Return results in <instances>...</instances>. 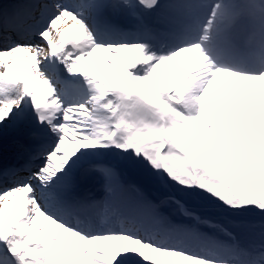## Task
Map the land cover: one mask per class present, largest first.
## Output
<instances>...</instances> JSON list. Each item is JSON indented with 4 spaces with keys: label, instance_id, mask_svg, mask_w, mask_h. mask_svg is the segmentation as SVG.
<instances>
[{
    "label": "snow or ice",
    "instance_id": "6c2138e0",
    "mask_svg": "<svg viewBox=\"0 0 264 264\" xmlns=\"http://www.w3.org/2000/svg\"><path fill=\"white\" fill-rule=\"evenodd\" d=\"M0 264H264V0L0 10Z\"/></svg>",
    "mask_w": 264,
    "mask_h": 264
}]
</instances>
